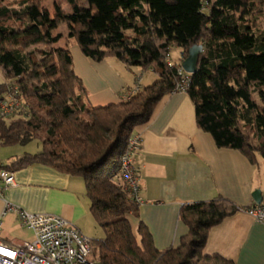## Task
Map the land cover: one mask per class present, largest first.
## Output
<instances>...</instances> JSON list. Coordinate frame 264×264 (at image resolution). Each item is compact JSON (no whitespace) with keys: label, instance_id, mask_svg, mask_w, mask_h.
<instances>
[{"label":"trees","instance_id":"1","mask_svg":"<svg viewBox=\"0 0 264 264\" xmlns=\"http://www.w3.org/2000/svg\"><path fill=\"white\" fill-rule=\"evenodd\" d=\"M64 2L68 11L54 1L51 13L42 0H0V69L6 78L0 96L17 85L24 101L17 115L0 116V146L35 139L42 145L4 167L15 171L41 163L84 180L90 212L105 232L93 247L100 264H237L204 248L211 228L246 207L221 196L186 203L179 217L188 233L179 246L160 250L142 221L134 233L128 216L139 217L140 205L118 176L136 128L151 120L181 80V63L167 62L173 45L182 47L183 58L193 45L204 46L186 90L198 127L217 146L237 149L252 163L264 157V28L257 24L264 0ZM62 22L67 47H54L63 37L55 33ZM71 37L95 61L116 58L153 70L158 79L128 100L93 106L74 70ZM39 43L49 48L36 58L26 48Z\"/></svg>","mask_w":264,"mask_h":264},{"label":"crops","instance_id":"2","mask_svg":"<svg viewBox=\"0 0 264 264\" xmlns=\"http://www.w3.org/2000/svg\"><path fill=\"white\" fill-rule=\"evenodd\" d=\"M63 8L69 10L65 2ZM61 33L59 41L67 47L68 26ZM71 52L75 73L93 106L119 102L124 89L143 88L157 80L155 72L127 66L116 58L95 61L77 44ZM183 60L182 52L175 63ZM5 81L4 76L0 83ZM135 134L140 137V146L134 165L144 203L134 227L142 221L158 249L179 246L188 233V226L179 217L186 203L221 196L245 208L256 204L254 193L260 190L264 204V157L252 163L237 149L217 146L213 136L198 127L194 103L187 92L163 97L151 120L138 126ZM22 155L0 160L5 164ZM14 175L16 185L0 197L1 240L14 244L34 238V232L21 225L10 205L34 213L58 214L88 235L83 219L89 215L90 200L81 177L41 163L15 170ZM204 252L220 254L237 264H264V223L241 209L211 228Z\"/></svg>","mask_w":264,"mask_h":264},{"label":"built area","instance_id":"3","mask_svg":"<svg viewBox=\"0 0 264 264\" xmlns=\"http://www.w3.org/2000/svg\"><path fill=\"white\" fill-rule=\"evenodd\" d=\"M167 62L174 65L170 52ZM181 80L174 92H186L191 81V73L178 65ZM137 85L122 94V100H128L140 90ZM18 86L13 91L0 96V116L17 115L24 105L18 95ZM173 92V93H174ZM29 113H25V116ZM140 146V137L133 134L121 159V170L118 179L123 182L129 196L136 204H143L138 175L134 165V156ZM14 171L4 167L0 160V197L15 186ZM18 213L22 226L34 232V238L21 243H8L0 239V264H100L94 258L93 239L84 234L64 217L53 213H34L23 208L10 205ZM256 221L264 223V204L256 203L243 209Z\"/></svg>","mask_w":264,"mask_h":264},{"label":"rangeland","instance_id":"4","mask_svg":"<svg viewBox=\"0 0 264 264\" xmlns=\"http://www.w3.org/2000/svg\"><path fill=\"white\" fill-rule=\"evenodd\" d=\"M54 1H59L60 3H64V0H42V5L47 8V9H52L53 10V2ZM6 2L8 3H17L18 0H6ZM83 2V0H82ZM84 3V2H83ZM205 12H208L209 9L206 7L204 8ZM257 24L264 28V17H260L257 19ZM67 26L66 24L62 23V25L58 28L57 32L61 33L66 31ZM56 33V31H55ZM65 42V40H64ZM74 44L79 45L78 41L76 38H69V46L72 47ZM56 47H63L64 43L63 41H58L57 43H55ZM45 48H49L48 45L44 44V43H39L36 45H32L26 48V51H32L34 52V56L36 58H40L42 57L40 50L45 49ZM182 53V47L178 46V45H173L171 47L170 50V55L171 58L173 60V62H178L179 57L181 56ZM148 72H154L151 70H147ZM158 79V76L157 78ZM4 80V73L2 72V70L0 69V81ZM42 148L41 142L37 139L29 142L26 145H13V146H0V159L1 160H8V159H12L15 157H18L20 155H22L25 152H31V153H35L40 151ZM129 221L132 225V227L134 228V233L138 236L137 234V227H134V223L136 222V217L135 215L131 214L128 216ZM138 226V225H137ZM83 227H84V231H86V233L88 234V236L90 238L93 239V247L96 246V243L99 239L103 238L105 236V232L103 230V228L96 222V220L94 219V217L92 216L91 212H89V215L87 218L83 219ZM92 258L93 254H92Z\"/></svg>","mask_w":264,"mask_h":264},{"label":"water","instance_id":"5","mask_svg":"<svg viewBox=\"0 0 264 264\" xmlns=\"http://www.w3.org/2000/svg\"><path fill=\"white\" fill-rule=\"evenodd\" d=\"M203 49H204V46L202 44L193 45L189 49V53L187 57L184 58V60L181 62V65L185 69L186 72L193 74L197 71L200 54L203 51ZM254 199L256 203H262L263 199H262L260 190L255 191Z\"/></svg>","mask_w":264,"mask_h":264},{"label":"snow or ice","instance_id":"6","mask_svg":"<svg viewBox=\"0 0 264 264\" xmlns=\"http://www.w3.org/2000/svg\"><path fill=\"white\" fill-rule=\"evenodd\" d=\"M0 251H2V249H0Z\"/></svg>","mask_w":264,"mask_h":264}]
</instances>
